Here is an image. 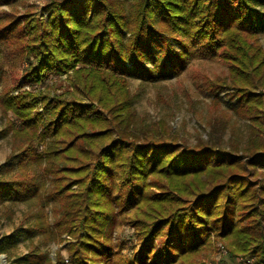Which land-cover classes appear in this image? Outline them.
<instances>
[{
    "label": "trees",
    "instance_id": "16d2710c",
    "mask_svg": "<svg viewBox=\"0 0 264 264\" xmlns=\"http://www.w3.org/2000/svg\"><path fill=\"white\" fill-rule=\"evenodd\" d=\"M259 4L264 0H47L46 19L26 11L0 25V39L24 64L10 75L14 85L0 91L11 144L0 162V203L36 207L34 219L1 235L7 262L199 264L218 240L229 258L264 264ZM153 47L163 56L157 71L167 63L178 73L191 58L224 65L214 79L204 77L211 95L206 137L181 141L164 120L138 125L127 76L163 77L144 63ZM62 74L71 90L57 93L49 81ZM227 86L237 98L231 109L248 121L243 142L217 135L229 119L217 112V90ZM124 222L136 240L129 259L113 237ZM36 233L55 244L68 235L66 258L57 249L52 261L32 241ZM23 237L27 251L15 256Z\"/></svg>",
    "mask_w": 264,
    "mask_h": 264
},
{
    "label": "rangeland",
    "instance_id": "374dc122",
    "mask_svg": "<svg viewBox=\"0 0 264 264\" xmlns=\"http://www.w3.org/2000/svg\"><path fill=\"white\" fill-rule=\"evenodd\" d=\"M46 1H1L0 25L7 26L8 21L12 17L21 16L26 11L32 12V15L35 17L46 19L47 11L44 8ZM257 9L264 13V4H259ZM4 12L7 13L5 14ZM260 24L258 41L264 47V21L262 19H260ZM174 47L177 49L178 45L174 43ZM153 50L154 54L152 57H145L144 63L146 66L152 68L156 75L163 72V77L151 80L150 78L142 77L139 73H131L127 76L128 89L134 96L135 109L139 120L138 125L143 127L145 125H151L152 122L164 120L172 127L175 135L181 141L185 140L187 143H194L197 137H206V119L211 95L207 90L206 84L208 83L204 77L208 76L214 79L216 73H220L221 70L225 69L224 65L217 59L191 58L180 68L178 73L173 72L167 63H165L164 68L157 71L155 61H161L163 56L159 54V48L153 47ZM23 65L20 64L16 53L13 52L10 45L0 39V74L3 73L2 77H0V91L5 84L8 86L14 85V83H11L10 75L19 74ZM49 82L52 89L57 93L71 90L65 74L51 77ZM22 88L27 89L28 86L23 85ZM16 90L18 89L14 88L13 92H16ZM232 91L233 88L229 86L217 90V94L222 100L220 106L218 104L217 112H219V109L223 110L226 117L229 118L226 129L217 135H220L225 141L231 136L243 142L248 134V121L237 116L231 109V106L237 99L236 97L233 99L228 97L227 94L232 93ZM85 102L88 101L85 100ZM5 125L6 116L0 111V162L5 159L11 150L9 135L2 131ZM7 208L13 210V214L10 217L6 215ZM35 213L36 207L31 204L21 202L12 203L8 199H5L0 203V237L3 234L10 233L15 227L25 226L27 222L35 218ZM133 214V210L127 211L126 217ZM210 236L211 239H215L216 235L214 232H210ZM63 237L64 241L62 243L55 244L42 243L37 233L31 236L32 241L53 258L52 261H54V253L57 249L66 258V246L70 237L68 235H63ZM113 237L117 240H122L123 247L120 249V252L124 254L126 259H129L130 251L133 247H136L133 228L129 223L124 222L115 229ZM214 245L217 247L215 254L203 256L199 259V264H255L253 263L252 257L248 256H239L236 259L229 258L222 243L218 240H215ZM27 248L28 238L23 237L12 252L15 256H18L25 253ZM4 256V259L0 258V264H16L14 262H7L6 255L4 254ZM246 259H249L248 263L245 262Z\"/></svg>",
    "mask_w": 264,
    "mask_h": 264
},
{
    "label": "water",
    "instance_id": "95a60500",
    "mask_svg": "<svg viewBox=\"0 0 264 264\" xmlns=\"http://www.w3.org/2000/svg\"><path fill=\"white\" fill-rule=\"evenodd\" d=\"M4 257H5L4 254H0L1 259H4Z\"/></svg>",
    "mask_w": 264,
    "mask_h": 264
},
{
    "label": "built area",
    "instance_id": "2783aa9c",
    "mask_svg": "<svg viewBox=\"0 0 264 264\" xmlns=\"http://www.w3.org/2000/svg\"><path fill=\"white\" fill-rule=\"evenodd\" d=\"M245 262L248 263L249 262V259H246Z\"/></svg>",
    "mask_w": 264,
    "mask_h": 264
}]
</instances>
